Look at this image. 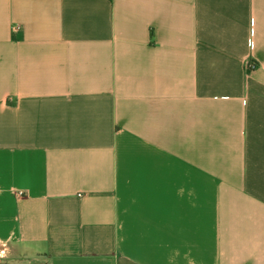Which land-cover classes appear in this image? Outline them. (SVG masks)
I'll use <instances>...</instances> for the list:
<instances>
[{"label":"crops","instance_id":"obj_1","mask_svg":"<svg viewBox=\"0 0 264 264\" xmlns=\"http://www.w3.org/2000/svg\"><path fill=\"white\" fill-rule=\"evenodd\" d=\"M0 264H264V0H0Z\"/></svg>","mask_w":264,"mask_h":264},{"label":"built area","instance_id":"obj_2","mask_svg":"<svg viewBox=\"0 0 264 264\" xmlns=\"http://www.w3.org/2000/svg\"><path fill=\"white\" fill-rule=\"evenodd\" d=\"M250 66H251V64H250ZM19 194H20V195H22V194H23V192H22V191H20V192H19Z\"/></svg>","mask_w":264,"mask_h":264}]
</instances>
